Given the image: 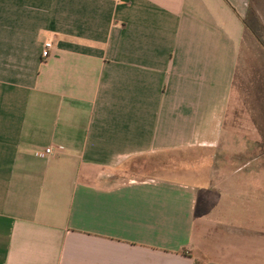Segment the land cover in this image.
Here are the masks:
<instances>
[{
	"label": "crops",
	"instance_id": "1",
	"mask_svg": "<svg viewBox=\"0 0 264 264\" xmlns=\"http://www.w3.org/2000/svg\"><path fill=\"white\" fill-rule=\"evenodd\" d=\"M263 75L264 0H0V264H264Z\"/></svg>",
	"mask_w": 264,
	"mask_h": 264
},
{
	"label": "rangeland",
	"instance_id": "2",
	"mask_svg": "<svg viewBox=\"0 0 264 264\" xmlns=\"http://www.w3.org/2000/svg\"><path fill=\"white\" fill-rule=\"evenodd\" d=\"M236 88L233 91V97H235L238 92H240L239 89L244 95L241 117L244 118L245 121H248V118L251 116L257 117L260 118L261 122H264V75L261 77V82H259V84L253 83L251 77H244L242 79L239 77ZM232 101L233 100L231 99V104ZM244 129H246V125L244 126ZM242 145L246 147V141H244ZM221 147L222 146H219L217 150ZM261 148H264V140L261 142ZM153 159L156 162L154 161L155 163H148L146 168H142L138 164H131L130 166L122 168L121 172L115 173L113 180L115 182H122L130 178L140 179L150 176L151 178L160 179L173 176L177 180L183 181L184 179L187 180V178H191V174L189 175V173L183 172L186 166L189 167L191 165L190 168H197L200 165V162L197 161V158L193 155V153L187 151L177 152V154L173 156L157 154L152 156V160ZM159 164H161V166ZM175 168L176 170H173ZM203 174L204 173H202L201 178H197V180L204 181L205 174ZM207 177H209V175ZM243 180L244 181L240 187L242 186L241 188H243L244 192L250 193L251 196V193L257 190V187L254 184L256 182L255 180L264 182V173H260L257 176L254 175V179H251V177H245ZM215 181L213 180L214 184L217 183ZM246 208L251 209L252 206L249 205Z\"/></svg>",
	"mask_w": 264,
	"mask_h": 264
},
{
	"label": "built area",
	"instance_id": "3",
	"mask_svg": "<svg viewBox=\"0 0 264 264\" xmlns=\"http://www.w3.org/2000/svg\"><path fill=\"white\" fill-rule=\"evenodd\" d=\"M54 36L51 35L47 39H45L42 43V50H41V58L42 60H46L51 53V49L53 48L54 44ZM53 149L51 147H45L40 150L35 151V155L40 158H48L53 155Z\"/></svg>",
	"mask_w": 264,
	"mask_h": 264
}]
</instances>
